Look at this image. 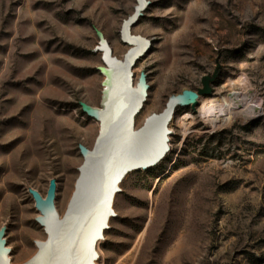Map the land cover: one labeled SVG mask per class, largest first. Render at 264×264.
Listing matches in <instances>:
<instances>
[{
  "label": "rangeland",
  "instance_id": "obj_1",
  "mask_svg": "<svg viewBox=\"0 0 264 264\" xmlns=\"http://www.w3.org/2000/svg\"><path fill=\"white\" fill-rule=\"evenodd\" d=\"M139 2L149 4L125 36ZM94 28L112 51L108 57L101 47L106 71L109 60L122 63L138 51L129 82L146 97L133 117L136 143L146 120L161 116L171 96L218 76L211 95L199 97L197 113L175 107L165 128L169 152L157 166L128 172L114 197L113 179L93 264H264V0H0L6 260L24 263L35 243L40 260L43 246H51L44 218L52 177V207L61 221L68 216L82 163L78 145L90 150L98 133L78 105L95 109L100 101ZM233 93L243 94L244 107L213 123L206 107L223 105ZM27 188L42 196L38 212Z\"/></svg>",
  "mask_w": 264,
  "mask_h": 264
},
{
  "label": "bare ground",
  "instance_id": "obj_2",
  "mask_svg": "<svg viewBox=\"0 0 264 264\" xmlns=\"http://www.w3.org/2000/svg\"><path fill=\"white\" fill-rule=\"evenodd\" d=\"M144 7L145 3L143 2L141 6L139 2L132 18L126 22L127 25L124 24L125 36L129 34V25L137 19ZM137 53L138 51L129 54L122 63L109 60L112 68L108 71L105 68L102 69L104 75L109 76L108 84L104 81V87L108 85L105 108L104 96L102 110L92 109L90 106L86 108V114L89 117L98 118L100 130L102 126L100 139L93 152L83 153L85 163L82 176L77 186L76 197L70 203L67 218L61 221L51 201L47 200L49 207L45 208L44 223L53 241L51 246H43V257L38 260V252L37 258L32 263L93 264L92 245L98 238L100 230L105 227V225L101 226L102 216L106 211L107 193L112 189L113 179L117 181L121 173L134 171L149 163L166 144L168 132L165 128L173 116L175 107L193 105L194 100L190 97L177 98L178 95L171 97L161 116H152L146 120L141 131L140 142H134L132 140L133 117L139 112L146 97L144 94V99L141 100L143 96L141 89L131 87L129 82L131 69L129 67L138 58V56L135 57ZM140 80L145 84L143 79ZM105 94L104 91L103 95ZM243 107V94L233 93L227 97L223 105L214 103L207 106L205 114L217 124L230 120L234 112ZM112 190L114 191L115 188ZM109 205L110 202L107 207ZM37 220L40 223L39 217ZM0 264H7L5 254L0 253Z\"/></svg>",
  "mask_w": 264,
  "mask_h": 264
},
{
  "label": "water",
  "instance_id": "obj_3",
  "mask_svg": "<svg viewBox=\"0 0 264 264\" xmlns=\"http://www.w3.org/2000/svg\"><path fill=\"white\" fill-rule=\"evenodd\" d=\"M148 4H149V2H145L144 9H142V11L138 14L137 19L135 21H133L129 25V29H130V27H132L136 23L138 18H140L143 15L142 13L145 10V8L148 6ZM94 31H95V35H96V38L98 40V43H97V46L92 50V52L93 53L99 52L101 54V61H102V66L97 68V70L100 72V74L103 77V80H102V83H101L100 101H99L98 107L95 108V109H99L102 106L103 93H104V81H105V75H104L102 69H104L105 66H106V63H105L104 58H103L104 53L102 52L101 46H105L108 49V56L109 57H112L111 56L112 55V51H111V48L109 47L106 39L104 38L103 33L100 30L96 29V28H94ZM128 31H130V30H128ZM131 66H132V64H131ZM131 66L129 67V69L131 68ZM217 76H218V74L214 73L212 76L204 77L202 79V88H199L196 91L184 90L180 94H178L177 98L184 97V96L190 97L192 100H194L193 105H190V106L186 105L185 107H190L193 112L197 113V110H196V106L198 104L197 103V98L202 97V96L211 95V93H212L211 84L215 82V80L217 79ZM140 78L143 79L144 82H146V80H145L146 79V75H145L144 72H141ZM145 86H146V91H147L148 85L146 84ZM78 105L80 106L81 111L84 112V113H86V108H89V106L86 103H84V102H78ZM179 107H181V106H179ZM141 108H142V105L140 106L139 109H141ZM94 120L96 121V123L98 125L97 137H96L95 142H94V144H93V146H92V148L90 150L87 149L86 147H84L81 144L78 145V149H79V152H80L81 157H82V163H81V165L78 168V176H77V179L75 181L74 189H73V192L71 194V197H70L67 205H70V203L72 202L73 198L76 197L77 186H78V183L81 180L82 168L84 167V163H85V159H84V154L83 153L89 154V153L93 152V150L95 149V147H96V145H97V143H98V141L100 139V134H101L100 133V131H101L100 130V123H99V121L97 119H94ZM132 125H133V121H132ZM168 143H169V141L166 140V144H165L164 148L160 152H158L150 160L149 163H146V164L142 165L143 167L136 168L134 171H146V170L152 169L153 167L157 166L165 158L166 154L169 152ZM127 173H128V171H125V172H123V173H121L119 175L117 183H116L115 190L113 191V197H114V195L116 193L120 192L118 187L120 186L121 182L123 181V179L125 178ZM56 190H57V179L55 177H52L49 180L48 187H47L46 194H45V198L47 200L51 201L52 205H54V202H55ZM27 192H28V194L30 195V197L32 198V200L34 202L35 210L38 212L37 205L43 201L41 194L38 191H36V190H34L32 188H27ZM112 200H113V198H112ZM112 200H111V203H110V207H112V205H113ZM65 212H66V210H65ZM111 217H112V214H109L106 221H108V219L111 218ZM35 221L38 223L37 217L35 218ZM106 229H107V226L103 227L100 230V236L102 235L103 231H105ZM6 231H7V226L6 225H3V226L0 227V253L5 254V256L7 257V255H9L11 253V249L9 247H7V240L5 238ZM46 240H47V237H46L45 241ZM45 241H43V242H45ZM35 246H36L35 254L31 258H29L27 261L22 263V264H31L33 262V260L35 258H37V256H38L37 255L38 254V247H37L36 243H35ZM10 263H11V261L9 259H7V264H10Z\"/></svg>",
  "mask_w": 264,
  "mask_h": 264
}]
</instances>
